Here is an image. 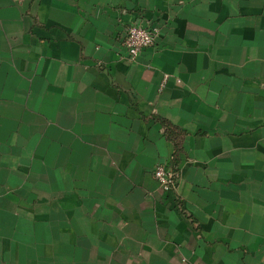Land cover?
<instances>
[{
  "label": "crops",
  "instance_id": "1",
  "mask_svg": "<svg viewBox=\"0 0 264 264\" xmlns=\"http://www.w3.org/2000/svg\"><path fill=\"white\" fill-rule=\"evenodd\" d=\"M0 264H264V0H0Z\"/></svg>",
  "mask_w": 264,
  "mask_h": 264
},
{
  "label": "built area",
  "instance_id": "2",
  "mask_svg": "<svg viewBox=\"0 0 264 264\" xmlns=\"http://www.w3.org/2000/svg\"><path fill=\"white\" fill-rule=\"evenodd\" d=\"M159 29L147 26L142 23H136L127 28L125 37V47L127 49L128 59L136 62L139 55L148 48L157 44ZM154 177L165 191L175 189L178 182V172L167 164H158L154 171Z\"/></svg>",
  "mask_w": 264,
  "mask_h": 264
}]
</instances>
